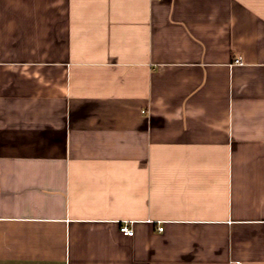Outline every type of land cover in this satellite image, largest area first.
Segmentation results:
<instances>
[{
    "label": "crops",
    "instance_id": "crops-1",
    "mask_svg": "<svg viewBox=\"0 0 264 264\" xmlns=\"http://www.w3.org/2000/svg\"><path fill=\"white\" fill-rule=\"evenodd\" d=\"M0 264H264V0H0Z\"/></svg>",
    "mask_w": 264,
    "mask_h": 264
},
{
    "label": "built area",
    "instance_id": "built-area-1",
    "mask_svg": "<svg viewBox=\"0 0 264 264\" xmlns=\"http://www.w3.org/2000/svg\"><path fill=\"white\" fill-rule=\"evenodd\" d=\"M237 64H242V60L240 58H236L234 60ZM120 232H122L124 235L131 236L133 234V231L130 227H128L126 224H123L120 226ZM159 230H162V227H158Z\"/></svg>",
    "mask_w": 264,
    "mask_h": 264
}]
</instances>
